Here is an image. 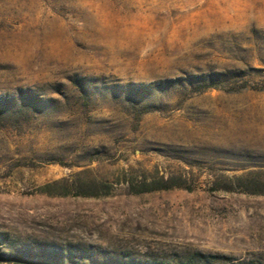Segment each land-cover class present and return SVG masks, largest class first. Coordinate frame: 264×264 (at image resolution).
Masks as SVG:
<instances>
[{"label": "rangeland", "instance_id": "obj_1", "mask_svg": "<svg viewBox=\"0 0 264 264\" xmlns=\"http://www.w3.org/2000/svg\"><path fill=\"white\" fill-rule=\"evenodd\" d=\"M199 253L264 264V0H0V264Z\"/></svg>", "mask_w": 264, "mask_h": 264}, {"label": "trees", "instance_id": "obj_2", "mask_svg": "<svg viewBox=\"0 0 264 264\" xmlns=\"http://www.w3.org/2000/svg\"><path fill=\"white\" fill-rule=\"evenodd\" d=\"M171 183V179H168V178H165V177H161L159 180H154V181H150V182H147V181H143L141 183V185H154L150 188H140L142 190H138V191H143V190H161V189H170L171 187H173L174 184H170ZM179 185V184H178ZM145 190V191H146ZM94 195H97V194H94ZM212 256H207V255H204L202 253H199V254H196L194 255L190 261L186 264H197V262H199V264H203L201 261V259H208Z\"/></svg>", "mask_w": 264, "mask_h": 264}]
</instances>
